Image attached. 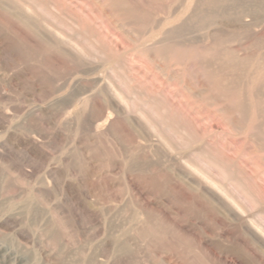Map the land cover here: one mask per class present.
<instances>
[{"label":"rangeland","instance_id":"obj_1","mask_svg":"<svg viewBox=\"0 0 264 264\" xmlns=\"http://www.w3.org/2000/svg\"><path fill=\"white\" fill-rule=\"evenodd\" d=\"M0 264H264V0H0Z\"/></svg>","mask_w":264,"mask_h":264},{"label":"bare ground","instance_id":"obj_2","mask_svg":"<svg viewBox=\"0 0 264 264\" xmlns=\"http://www.w3.org/2000/svg\"><path fill=\"white\" fill-rule=\"evenodd\" d=\"M253 115V114H252Z\"/></svg>","mask_w":264,"mask_h":264}]
</instances>
